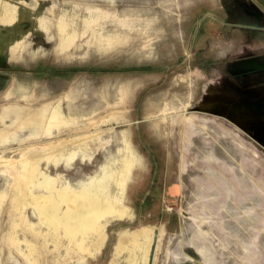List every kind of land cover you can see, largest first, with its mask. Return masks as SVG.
<instances>
[{"label":"rangeland","instance_id":"1","mask_svg":"<svg viewBox=\"0 0 264 264\" xmlns=\"http://www.w3.org/2000/svg\"><path fill=\"white\" fill-rule=\"evenodd\" d=\"M0 264H264V0H0Z\"/></svg>","mask_w":264,"mask_h":264},{"label":"water","instance_id":"2","mask_svg":"<svg viewBox=\"0 0 264 264\" xmlns=\"http://www.w3.org/2000/svg\"><path fill=\"white\" fill-rule=\"evenodd\" d=\"M254 1V0H253Z\"/></svg>","mask_w":264,"mask_h":264}]
</instances>
